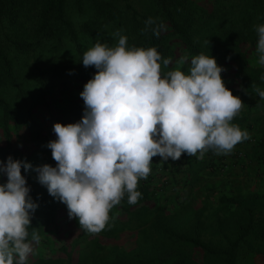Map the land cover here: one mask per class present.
<instances>
[{"label": "trees", "instance_id": "obj_1", "mask_svg": "<svg viewBox=\"0 0 264 264\" xmlns=\"http://www.w3.org/2000/svg\"><path fill=\"white\" fill-rule=\"evenodd\" d=\"M122 1L124 8L129 10L126 17L121 15V9L115 0H0V161L6 163L7 158L11 156L14 160L26 161L33 166L27 172L23 168L21 170L27 186L30 187L31 198L39 205L28 228L29 240L42 216L45 217L46 225H57L58 217L62 213L69 217L67 206L51 196L47 187L38 182V173L34 169L44 164L56 166L51 149L47 147L49 141L56 139L53 126L56 122L67 125L81 120L85 105L77 92L83 89L97 70L94 67L82 66V69L78 70L79 74L73 77V83L59 75L61 71L69 72V68L52 75V86L49 87H52V90L47 92L50 93L51 103L45 102L47 112L53 117V124L48 130L44 129V125L34 115L27 114V120H22L11 101L3 97L1 92L14 89L23 94L20 84L23 75L20 73L18 56L28 54L30 50H39L47 43L60 39L62 30H66L70 35L82 62L83 47L68 16V8L71 6L79 12H89L81 23L82 33L87 37L110 26L123 31L130 47H155L162 59L171 58L168 68L162 65L163 73L174 68L181 57L187 56L190 61L195 55L209 54L216 59L218 66L224 69L221 75L225 86L244 103L232 123L239 125L241 130H247L250 139L237 144L227 155H217L209 150L203 159L186 154L176 161H163L158 156L154 157L150 175L147 179L139 181L137 190L141 197L138 202L130 205L125 196L121 203L111 210L110 220L117 223L134 222L143 230H150L158 224V219L162 216L170 217L184 208L196 197L197 189L206 191L203 206H209L215 184L208 186L211 181H207L223 171H232L234 166L240 171L239 168L247 165L246 172L252 163V171L264 180V124H261V115L257 113L258 109L264 111V100L259 98L253 87L255 85L264 90V65L258 63L259 54L256 52V26L264 25V0H216L218 3L214 6L212 0L213 8L211 6L207 11L196 0H152L153 9L143 13L138 12L128 0ZM207 14L212 21L214 16L215 20H219L218 38L202 33L203 24L210 23ZM149 18L155 23L146 26ZM160 24H163L164 28L159 37H156L152 28ZM189 67L190 64L185 63L181 70L187 74ZM232 67L235 70L230 74ZM47 93L44 92L43 95ZM52 106L61 111L59 116L52 114ZM33 121L35 128H31ZM26 125H29V131H32L30 134L33 145L23 149L25 143H17L16 138L22 136V128ZM250 144L254 145L251 153L245 151V147H250ZM6 181V175H0V183ZM223 193L225 192L221 190L216 193L214 207L229 209L232 200L229 195ZM237 207L241 211L244 209V212L240 218L238 214L230 217L229 226H225L229 233L218 228L224 239V246H216L200 238L199 218L191 224L190 231H173V239L202 252L206 262L210 259L216 260V264H237L239 249L247 246L250 237L264 241V213L256 215L251 207ZM197 213L205 215L203 209ZM224 215L226 220V210ZM71 220L79 223L75 218ZM153 230L158 231L159 228ZM159 231L167 233L164 229ZM157 250L155 254L136 260L119 258L113 264H196L193 259L186 260L182 255L174 254L172 246L162 247L158 252ZM261 253L264 257V251Z\"/></svg>", "mask_w": 264, "mask_h": 264}, {"label": "clouds", "instance_id": "obj_2", "mask_svg": "<svg viewBox=\"0 0 264 264\" xmlns=\"http://www.w3.org/2000/svg\"><path fill=\"white\" fill-rule=\"evenodd\" d=\"M154 23L149 18L146 26ZM163 28H152L153 35L159 37ZM256 31L258 63L264 65V25ZM114 35L119 37L115 46L97 40L83 53V66L97 70L80 93L83 116L76 123L54 124L56 139L47 147L56 166L34 169L48 193L67 206L69 218L90 234L105 229L125 196L130 205L138 202L139 181L150 175L154 157L203 159L209 150L227 155L250 139L232 123L244 103L225 86L224 69L214 57L201 53L189 61L184 56L163 73L171 58L162 59L155 47H130L120 30ZM185 63L187 74L181 70ZM253 87L264 100V90ZM32 167L11 156L0 161V175L7 177L0 183V264H28L33 243L41 239L33 230L29 240L39 205L21 170Z\"/></svg>", "mask_w": 264, "mask_h": 264}, {"label": "rangeland", "instance_id": "obj_3", "mask_svg": "<svg viewBox=\"0 0 264 264\" xmlns=\"http://www.w3.org/2000/svg\"><path fill=\"white\" fill-rule=\"evenodd\" d=\"M115 1L121 9V15L126 17L129 10L124 8V2L122 0ZM128 1L140 13L149 12L153 9L152 0ZM196 2L200 3V6L206 11L212 6V0H196ZM215 3L218 2L214 0L213 6ZM88 15L89 12L87 11L79 12L72 6L68 8V16L73 22V31L78 35L83 51L85 52L94 46L97 40L101 43H107L110 47L115 46L119 37L115 36L114 33L118 30L110 26L100 30L93 36L87 37L82 33L81 23ZM207 19L210 20V23L203 24L202 33L205 35L211 34L214 38H218L219 20H215L214 16L212 21L209 14H207ZM121 34L123 35V31H121ZM17 61L20 73L23 75L20 79L23 94L13 89L5 93L1 92V95L11 101L14 109L21 115L22 120H27V114L34 115L44 125V129L48 130L53 124V117L47 112L45 102L51 103L50 93L47 92L52 90V87L49 88L52 86V75L59 70L69 68V72L61 71L59 75L64 80L72 82L73 77L79 74L78 70L82 69L83 66L80 55L75 50L68 32L62 30L60 39L47 43L45 47L39 50H30L28 54L19 55ZM234 70V67L230 68V74ZM82 91L83 89L78 90L77 93L80 94ZM44 92L47 93L45 96L43 95ZM257 113L261 115V124H264L263 109H258ZM52 114L59 116L61 111L55 110L53 107ZM35 126L36 124L33 121L31 128H35ZM22 130V136H18L16 142H24L23 149H27L33 145L30 134L32 131H29V125L23 127ZM250 145V147H245V151L248 150L251 153L254 145ZM246 168L247 165L242 166L239 168L240 171L234 173L223 171L222 174L216 175L213 179L207 181H211L208 186L215 184L209 206H203L206 200V191L197 189L196 197L189 201L184 208L170 217L163 218L162 216L161 219H158V224L153 228L164 229L167 233L159 230H156V232L153 228L143 230L141 226H137L134 222L117 223L110 220L105 229L99 234H90L80 229L79 223H74L65 213L59 215L57 225H46L45 217L42 216L35 230L41 239L39 243H33L34 254L29 257L28 264H113L119 258L136 260L155 254L157 247H159L158 252L162 247L171 246L174 249V254L182 255L186 260L192 261L193 259L196 264H216V260L209 259L206 262L202 252L192 249L187 244H180L175 241L172 233L178 230L190 231L191 224L199 218L201 221L199 223L201 228L200 238L222 247L224 246V239L218 228L229 233L228 228L225 226L227 224L229 226L230 217L238 214L240 218L244 212V209L241 211L237 205L245 209L251 207L256 215L263 214L264 180L259 177L253 178L250 173L252 167H248L246 170L248 172H245ZM201 184L202 182L199 186ZM220 190L225 192L223 194L229 195L232 200L229 207L230 211L228 208L214 207L217 198L216 193ZM201 209H203L205 215L197 213ZM210 210L213 211L210 212ZM225 210L228 213V216L225 217L226 220H224ZM261 251H264V241L250 237L247 246L239 249L237 264H264Z\"/></svg>", "mask_w": 264, "mask_h": 264}, {"label": "crops", "instance_id": "obj_4", "mask_svg": "<svg viewBox=\"0 0 264 264\" xmlns=\"http://www.w3.org/2000/svg\"><path fill=\"white\" fill-rule=\"evenodd\" d=\"M250 167H252V163L250 164ZM254 167V166H253ZM235 171H237V167L236 166H234L233 168H232V173H234ZM246 172H248V171H246ZM250 173H251V175L253 176V178H255V177H257L256 175V173H254L252 170H250Z\"/></svg>", "mask_w": 264, "mask_h": 264}]
</instances>
